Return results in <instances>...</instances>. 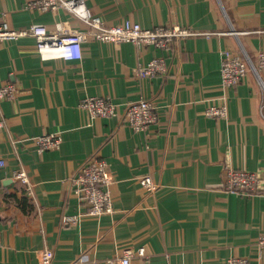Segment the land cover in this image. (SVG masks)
I'll return each mask as SVG.
<instances>
[{"label": "crops", "instance_id": "obj_1", "mask_svg": "<svg viewBox=\"0 0 264 264\" xmlns=\"http://www.w3.org/2000/svg\"><path fill=\"white\" fill-rule=\"evenodd\" d=\"M32 0H0V23L12 28L62 21L85 23L56 9L26 8ZM107 24L122 19L145 27L180 24L215 31L177 39L169 49L94 38L82 58L44 60L32 36L0 42V84L18 85L15 99L0 100V264H224L246 256L264 264V189L250 195L223 189L225 167L258 171L264 177V71H252L229 88L221 84L222 50L264 49V0H85ZM164 56L166 75L136 76V69ZM111 95L118 113L91 118L79 108L88 95ZM142 97L155 102L156 121L135 131L123 124L125 106ZM225 104L227 115H208ZM59 133L61 146L38 150L35 137ZM94 154L108 161L113 210L83 214L64 223L62 215L84 212L72 177ZM25 168L30 196L14 175ZM150 174L157 188L141 185ZM144 249L145 256L138 254ZM113 262H108L109 259Z\"/></svg>", "mask_w": 264, "mask_h": 264}, {"label": "built area", "instance_id": "obj_2", "mask_svg": "<svg viewBox=\"0 0 264 264\" xmlns=\"http://www.w3.org/2000/svg\"><path fill=\"white\" fill-rule=\"evenodd\" d=\"M26 8L39 9L43 12L63 9L74 14L85 23L83 28H72L62 21H57L53 27L44 23H32L29 27L12 28L6 22L0 23V42L15 40L22 36H32L36 40V49L44 60L62 58L64 60H79L82 58V44L88 38L120 44L123 41L132 42L137 47L153 45L162 49H169L177 39H186L197 35H206L210 38L215 31H201L189 26L174 24L173 26L156 25L145 27L139 21L122 19L117 24H107L101 17L91 11L85 0H32L26 3ZM260 35L264 34V27L255 30ZM254 60L248 51L234 52L230 48L222 50L221 59V84L231 87L244 80L252 71L263 84L262 71H264V49L258 50ZM168 65L164 56H157L146 63H141L136 69V76L151 78L158 74L166 75ZM18 85L14 82L0 84V100L3 98L15 99ZM79 108L89 114L93 119L106 118L118 113V105L111 95H88L81 99ZM155 102L151 98L142 97L125 106L123 124L129 125L135 131L148 129L156 121ZM228 107L225 104L212 103L207 108L208 115L224 117ZM0 117V124L2 123ZM35 144L40 151L59 148L62 136L53 132L35 137ZM6 160L0 157V168L5 166ZM108 161L102 156L94 154L83 164L72 177L75 183L74 193L84 205V212L74 215H62L64 223L78 222L83 214L101 216L113 210V200L109 185ZM223 189L229 192L250 195L264 189V177L255 170H247L227 165L224 173ZM15 180L23 185L26 192L33 195V184L25 168L19 169L14 175ZM140 183L146 189L153 191L157 184L150 176L145 174ZM259 249L264 250V241H258ZM41 264H53L55 252L52 248L44 246L41 250ZM135 254L134 249L128 247L124 254L117 258L120 264H129L130 258ZM138 254L145 256L144 249H139ZM109 259L108 262H113ZM224 264H250L246 256H234L225 260Z\"/></svg>", "mask_w": 264, "mask_h": 264}]
</instances>
